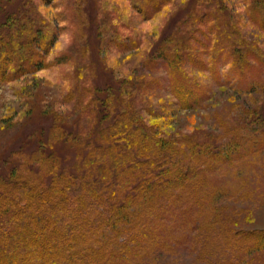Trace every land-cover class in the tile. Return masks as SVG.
I'll list each match as a JSON object with an SVG mask.
<instances>
[{
    "label": "rangeland",
    "instance_id": "1",
    "mask_svg": "<svg viewBox=\"0 0 264 264\" xmlns=\"http://www.w3.org/2000/svg\"><path fill=\"white\" fill-rule=\"evenodd\" d=\"M150 1L143 15L134 6L138 0H1L2 18L29 6L37 10L51 42L38 69L0 77V173L11 167L28 173L29 166L38 167L28 159L41 152L61 157L63 164L86 155L88 148L76 144L75 135L95 145L92 137L111 119H103L106 112L114 109V115L124 107L120 95L133 99L159 137L181 145L182 158L192 155L195 143L215 150L236 120L264 111V30L250 20L248 0H156L153 6ZM212 12L233 20L240 37L260 51L263 61H252L243 78L228 77L222 59L216 73L209 68L208 49L219 21ZM181 37L196 54L194 61L183 57L182 64L200 86V99L191 105H182L170 91L158 54ZM113 80L124 82L122 94L112 91ZM80 95L102 101V112L89 113ZM92 150L97 154L99 148ZM244 153L205 171L209 185L202 190L213 195L200 220L185 223L189 227L178 243L150 249L139 264H264V247L241 234L264 232V146ZM187 205L194 216L196 208Z\"/></svg>",
    "mask_w": 264,
    "mask_h": 264
},
{
    "label": "trees",
    "instance_id": "2",
    "mask_svg": "<svg viewBox=\"0 0 264 264\" xmlns=\"http://www.w3.org/2000/svg\"><path fill=\"white\" fill-rule=\"evenodd\" d=\"M147 2L138 0L134 6L144 15ZM155 2L150 1L152 6ZM247 12L264 30V0H248ZM14 13L0 17V77L38 69L51 42V33L41 31L44 22L37 10L29 6ZM193 16L199 20L198 13ZM211 16L219 19L208 49L212 74L222 59L228 77L243 78L252 61H263L258 47L240 37L233 20L214 12ZM184 39L163 45L158 54L165 60L170 91L182 105H191L200 99V86L182 69L183 57L194 61L196 55ZM111 84L115 94H122L124 82ZM79 97L89 113L102 112L98 98ZM120 98L124 107L114 115V109L106 112L103 119H111L92 137L95 145L75 135L76 144L88 148L86 155L63 164L61 157L41 152L28 159L38 165L29 166L28 173L15 167L0 173V264H139L150 249L178 243L182 230L200 220L213 195L202 190L209 185L205 171L264 146L262 110L236 120L215 150L195 143L192 155L182 158L181 145L148 127L133 99ZM187 202L196 208L194 216L187 212ZM241 234L246 242L264 247V232Z\"/></svg>",
    "mask_w": 264,
    "mask_h": 264
}]
</instances>
